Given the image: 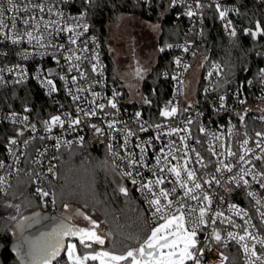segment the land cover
I'll list each match as a JSON object with an SVG mask.
<instances>
[{"label": "built area", "instance_id": "2783aa9c", "mask_svg": "<svg viewBox=\"0 0 264 264\" xmlns=\"http://www.w3.org/2000/svg\"><path fill=\"white\" fill-rule=\"evenodd\" d=\"M96 1L94 0L92 4ZM136 1L144 3L150 12L157 2L163 0ZM166 1L174 11L175 17L184 23L185 36L181 41L171 43L172 48L167 47L173 54V65L170 70L164 72V76L171 81L172 89L169 97L161 103L159 112L153 117L135 107L134 100L127 99L124 85L111 79L101 39L91 30L87 13L89 4L86 0H15V3L20 6V11L13 10L5 13L6 22H9V17L17 16L29 18L30 24L24 25L22 19H17L15 28H12L9 22V27L0 31V77L3 78V82L0 83V92L24 84H34L43 93L46 104L41 110H36L32 106L16 111L0 108V126L8 130V132L1 130L0 161L4 163L5 167L0 168V176L5 177V184L0 185L4 189L0 191V218L16 221L10 217L16 216L18 219L21 216V208L17 214L15 208L7 207L9 204L17 205L13 200L6 199L16 178L30 179L34 195L37 186L45 190H53V185L58 178L59 153L65 148L84 144L104 148L107 159L118 173L132 171L133 178L142 183H146L149 179L154 180L156 175H159L164 178V184L159 187L166 189H171L175 181L174 174L169 173L167 168L174 165L182 168L187 160V167L195 170L197 179L203 186V191H206L212 198V212L222 211L225 217H230L235 224L243 226L235 228L227 223H221L218 219L215 227L221 232L222 242L217 244L212 239L209 243L201 245L205 248L202 264H221V253L229 258L224 264H248V257L240 244L247 242L251 246L254 242L246 239L238 244L235 240L227 239V232L232 231L243 235L244 227H246L257 237V240L264 237V222L260 217V213L264 212V188H261L257 183V181H264V176L256 175L264 172V160L255 159L256 156L264 155L261 148L256 146L258 140L264 145V137L256 136V132L264 133V74L261 73V70L264 69V61L258 63L256 79L253 77L245 83L242 81L228 83L224 64L219 60H210L204 56L207 42L203 38V6L207 4L216 8V5H219L218 14L219 11H227V16L223 20L219 16V20L223 34L232 38L230 36L231 28H225V23L230 20L231 26L236 29L234 18L239 13L237 3L234 0H176L175 4L172 3V0ZM2 2L5 9L11 7L8 0H2ZM37 4L44 6L43 12H40L38 8H33V5ZM24 7L28 8V12L23 11ZM49 8H52L51 14L48 12ZM189 10L194 13L191 17L187 15ZM58 13L64 15L60 16ZM32 17L35 19H31ZM77 23L87 24L88 30L79 37L76 45L69 43V37H75L77 33L83 31L82 27L77 28L73 33H56L57 27L67 28ZM27 31H31L33 37L42 36L43 40L40 43L48 46L40 47L36 39L29 43L26 35L19 43H12L13 38L23 35ZM50 33L51 35H49ZM85 44L87 51H80V48ZM51 45H55V47ZM60 45H64V48L60 49ZM184 47H188L189 51L184 52ZM70 48L75 50V55L81 56L80 61L73 58L69 62L65 59L66 56L73 55V52L69 51ZM193 52L195 55L192 54ZM177 57L181 59L179 67L175 64ZM72 64H79V69L71 68ZM93 64L97 65L96 72L92 71ZM184 64L189 65L187 70L183 68ZM213 64L221 66L219 73L212 68ZM210 70L213 71L211 79L207 76V72ZM49 72L52 75L48 78L53 80L57 89L51 94H49L48 87L41 83V79ZM82 73L83 75H81ZM61 75L65 77L64 80L60 79ZM37 76H40V79H37ZM72 77H76L75 83H73ZM173 77L176 78L173 79ZM18 80H22V82L17 83ZM77 88L86 90L77 92ZM69 89H71L72 95H69ZM205 89L212 90L205 92ZM93 92L99 95L94 97ZM115 93H119V95H114ZM221 95L226 97L223 108L219 101ZM72 96L80 98L74 101ZM113 98L117 103L116 109H112L108 104V101ZM241 100L245 102L242 104ZM99 104H104L105 108L100 110L97 107ZM171 106L178 108L175 116L160 115L165 107L170 109ZM77 108L87 111L95 108L97 115L85 116L83 111L77 112ZM184 108H188V111L184 112ZM137 112L141 113L139 123L135 115ZM12 113H16L14 118ZM65 113H70L72 119L79 118L81 123L69 127L68 117L65 116ZM56 115L65 120L64 127L60 128L57 125L51 132H47L43 122ZM241 115H244L243 121L240 119ZM25 116L28 117L26 121L23 119ZM189 118L193 121L187 125L190 135L183 131L178 134H168L173 128H184L185 122ZM112 120L119 121V123L109 129L108 123ZM33 124L36 126L35 131H32L31 128ZM92 124H96L102 130V134L97 133L91 127ZM141 124L147 129L146 131H140ZM156 125L161 127L157 128ZM200 127H204L205 132H200ZM122 129L134 133V135L128 136L126 146L125 136L127 133ZM21 132L23 135H20ZM181 136L188 138L186 141H181ZM214 136H218L220 139H215ZM81 137H83L82 142ZM12 139H15L17 144H11ZM244 140H248L247 145H243ZM25 141H28L27 147L24 146ZM58 141L60 146L57 148ZM185 143L188 145L187 148L184 147ZM109 145H112L111 151H109ZM137 145L146 149L143 154L144 162L135 168H129L128 153H133L137 161L140 159L141 149ZM209 147L214 149L215 156L208 151ZM192 149L200 153L203 157V164H206L207 167H202V164L197 162ZM227 149L236 155L225 158ZM245 149L250 150L245 157L246 160H251L250 164L238 160L239 156L244 155ZM169 151L173 153L175 159L173 156L167 155ZM113 152H118L119 157L114 156ZM40 153L44 154L40 155ZM120 157H124V159H120ZM157 157H160L159 165L156 163ZM189 157L191 159H188ZM218 159L223 160L224 163L232 164V172H228L226 169L216 172V168L220 166L217 163ZM37 161L39 162L37 163ZM165 163H167V167L161 173L160 168ZM50 165L54 166L55 176L48 172ZM242 167L246 171L250 170V174L244 175L248 184L245 185L241 180L238 186L235 181L231 180V177L242 175L240 173ZM213 175L220 183L217 185L213 181L209 186L204 181L211 179ZM253 175H256V180H253ZM182 177L186 178V173L183 171ZM122 179L124 187L134 190L139 196L147 215L148 225L152 229L156 225L152 221L145 195L139 190V183L132 185L129 178L122 177ZM189 186H192L191 183ZM156 190L158 191V188ZM197 192L199 193L200 190ZM248 192H255V198L248 196ZM182 195L183 190L177 188V193L171 198L175 199ZM221 197H223L222 200ZM48 199L50 201L51 198ZM257 199L261 201L259 205L256 204ZM188 203L194 206L197 204L196 201L190 200ZM231 205H236V209L231 208ZM44 208L54 212L57 203L54 206L49 203ZM237 209H243L248 215H235ZM211 214L210 212L209 217ZM245 221H249V224L246 225ZM210 231L211 228H205L198 239L203 241ZM224 243L227 244L226 247ZM256 250L258 254H264V248H261L258 243ZM59 261L60 264H67V259H59ZM94 263L99 264V261H94ZM256 264H260V261H257Z\"/></svg>", "mask_w": 264, "mask_h": 264}, {"label": "trees", "instance_id": "16d2710c", "mask_svg": "<svg viewBox=\"0 0 264 264\" xmlns=\"http://www.w3.org/2000/svg\"><path fill=\"white\" fill-rule=\"evenodd\" d=\"M234 1L239 7V13L234 18L237 35L232 38L223 34L217 9L207 4L203 6V38L207 42L204 56L224 64L230 84L241 81L245 83L253 77L256 79L258 63L264 61V35L256 37L250 34L256 31L257 22L264 28V1ZM148 11L144 3L136 0H97L87 6L91 30L103 44L109 75L123 85L122 80L115 79L111 71L112 56L107 45L109 25L121 14H129L148 22L160 21L157 62L139 86L142 101H133L135 107L153 117L159 112L161 103L169 97L172 89L171 81L164 76V72L173 65V54L167 49V45L184 38L185 26L175 17L166 0L157 2ZM162 47L165 49L163 52L160 51ZM124 87L127 99L132 101L127 87ZM145 100L151 103H145ZM45 104L43 93L34 84H24L0 92V108L7 110H22L27 106L41 110ZM1 130L7 129L0 126V145ZM109 165L112 164L107 159L104 148L91 147L88 144L65 148L59 153L58 178L53 185L57 195V208L54 212L40 206V201L32 191L30 179L25 177L14 180L6 199L20 205L22 213L17 220L35 213L47 214L49 217L71 215L72 224L85 228L80 222H86L91 227L87 220L74 214V209H79L99 224L98 233L105 238V243L99 246L116 253L126 252L129 247H138L137 241L143 242L150 234V227L139 196L131 189L128 196L119 192V187L124 186V182L119 185L109 175ZM65 204L69 207L65 208ZM46 221L38 227L46 226ZM17 231L16 221L0 218V264H20L14 250ZM71 241L77 244L78 252L85 251L78 239ZM93 250L92 247L87 251ZM60 259H67L65 252ZM88 264L96 263L89 261Z\"/></svg>", "mask_w": 264, "mask_h": 264}, {"label": "snow or ice", "instance_id": "6c2138e0", "mask_svg": "<svg viewBox=\"0 0 264 264\" xmlns=\"http://www.w3.org/2000/svg\"><path fill=\"white\" fill-rule=\"evenodd\" d=\"M86 2L91 5L94 0H86ZM8 3L11 5V7L5 9L3 7L2 0H0V31L5 28H8L9 22L11 24V27L15 28L17 19H22V23L24 25H29L30 19L27 17L20 18L17 16H12L9 17V22L5 21L4 15L7 11H20V6L15 3V0H8ZM172 3L175 4L176 0H172ZM33 8H38L40 12L44 11V6L42 4L33 5ZM216 8L217 10H219L220 6L216 5ZM23 11L28 12V8L24 7ZM48 12L49 14H51L52 8H49ZM227 14V11H219V16L222 20L227 16ZM58 15L63 16L64 14L58 13ZM187 15L191 17L194 15V13L189 10L187 12ZM31 19H35V17H32ZM231 25L232 22L229 20L225 23V28H231L230 36L235 37L237 35L236 29ZM81 27L83 28V31L77 33L75 37H69V43L71 45H76L79 37L83 36L84 32L88 30L87 24L81 25L77 23L67 28L57 27L56 33H73L77 28ZM154 27H159V25H156ZM255 27L256 31L250 33L252 36L264 35V28L260 26L259 22H257ZM24 35L27 36L29 43H31L33 39H36L37 42L40 44V47L48 46L44 45L43 43H40L43 40L42 36L33 37L31 31H27L23 35H17L15 38L12 39V43H19L23 39ZM49 35H51V33ZM51 46L55 47V45ZM167 47L172 48L173 45L169 44L167 45ZM63 48L64 45H60V49ZM164 50L165 49L163 47L160 48L161 52H163ZM69 51L73 52V55H68L65 57V59H67L69 62H71L73 58H75L76 61L81 60L80 55H75L74 49L70 48ZM80 51H87L86 44L84 47L80 48ZM183 51L188 52L189 48L184 47ZM192 54L195 55L194 52ZM25 58H27V56H25ZM96 59L98 60V57H96ZM57 63H59V61H57ZM175 64L178 67L181 66V59L179 57H177V59L175 60ZM79 67V64L71 65V68L79 69ZM188 67L189 65L187 64L183 65V68L185 70H187ZM212 68L216 70L217 73H219L221 70V66L219 64H213ZM9 71H11V69H9ZM92 71H97L96 64H93ZM139 72L140 70L138 69V75ZM261 73L264 74V69L261 70ZM51 75L52 73L49 72L47 76L41 79V83L44 86L48 87L49 94L57 90L53 80L48 78V76ZM81 75H83V73ZM207 76L211 79L213 77V71H208ZM175 78L176 77H173V79ZM37 79H40V76H37ZM60 79L64 80L65 77L61 75ZM72 81L73 83H75L76 77H72ZM2 82L3 78L0 77V83ZM21 82L22 80L17 81V83ZM85 90L86 89L84 88L76 89L77 92H83ZM210 90L212 89H205V92H208ZM238 94L239 93L237 92V95ZM69 95H72L71 89H69ZM98 95V93L93 92L94 97ZM114 95H119V93H115ZM79 98V96H72V99L74 101L78 100ZM225 100L226 97L224 95H221L219 97L221 108L224 107ZM244 102V100L240 101V103L242 104ZM145 103L151 102L145 100ZM108 104L112 109L117 108V103L115 102L114 98L110 99L108 101ZM169 104L171 105V102H169ZM97 107L100 110H103L105 108V105L99 104ZM76 111H83L85 116L97 115V110L95 108L91 111L77 108ZM183 111L187 112L188 108H184ZM177 112L178 108L176 106H171L170 109L169 107H165L161 111L160 115L164 117H172L175 116ZM135 115L137 117V122L139 123V117L141 116V113L137 112ZM12 116L14 118L16 116V113H12ZM65 116L68 117L69 127H71L72 125H79L81 123V120L79 118L72 119L70 113H65ZM23 119L26 121L28 117L25 116ZM240 119L243 121L244 115H241ZM192 122L193 121L189 118L185 122L184 128H173L168 134H178L179 132L183 131L188 132L190 135V129L187 127V125L191 124ZM43 123L45 125V130L47 132H51L54 126L59 125L60 128H63L65 125V120L62 119L61 116L56 115L52 116L50 120H45ZM117 123H119V121H110L108 123V128H114ZM91 127L95 129L97 133L102 134V130L96 124H92ZM156 127L160 128L161 126L156 125ZM31 128L32 131L36 130V126L34 124L31 125ZM146 130L147 129L144 128L143 124H141L140 131ZM199 130L202 133L205 132L204 127H200ZM122 131H125L127 133V135L125 136L126 146L128 143V136H132L134 135V133L127 129H122ZM20 135H23V132H21ZM256 136L264 137V133L256 132ZM187 138L188 137L185 136L180 137L181 141H186ZM214 138L220 139V137L218 136H214ZM41 139H43V137H41ZM156 139H159V137H156ZM82 141L83 137H81V142ZM66 143L70 144L71 142ZM11 144L15 145L17 144V141L15 139H12ZM247 144L248 140H244L243 145ZM27 145L28 141H25L24 146L27 147ZM56 146L57 148L60 146L59 141L57 142ZM256 146L260 147L261 152L264 153V145H262L260 140L256 142ZM108 147L109 151H111L112 145H109ZM137 147H140L141 149L140 159L139 161H137L134 158L133 153H128L129 168H135L138 164H143L144 162L143 154L145 153L146 149L141 145H137ZM169 147L171 148V145ZM184 147L187 148L188 145L185 143ZM192 151L195 152L197 162L201 163L202 167H207L206 164H203V157L200 155V153L198 151H195V149H192ZM208 151L211 152L212 155H216V152L212 147H209ZM226 151L227 155L225 158L236 155L230 149H227ZM249 151V149H245L244 155L239 156L238 160L244 162L245 164H250L251 160L245 159ZM43 154L44 153H40V155ZM113 155L119 157L118 152H113ZM167 155L173 156V159L176 158L171 151H169ZM185 155H187V153H185ZM221 155H224V153H221ZM120 159H124V157H120ZM188 159H191V157H189ZM255 159L264 160V155L256 156ZM18 162L19 161L17 160V163ZM38 162L39 161H37V163ZM156 163L157 165L160 164V157L156 158ZM187 163L188 161L185 160V164L182 168L180 166L175 165L167 168V171L169 173L174 174L175 176V181L173 182V187L171 189L159 187L160 185L164 184V178L162 176L156 175V173H153L154 175H156V179H149L146 183L139 182L137 179L133 178L132 171H122L119 173L121 177L129 178L131 180L132 185H137L139 183V190L143 195H145V199L151 213L152 221L156 225L151 229L150 234L143 240L142 243L137 241V243L139 244L138 247H129L126 252L122 253H116L108 250L87 251L88 249H92L93 244L103 245L105 243V238L99 235L96 230L99 228V224L79 209H74V214L83 218L84 220H87L91 227L82 228L72 224L71 215L48 218L42 216L40 213H35L30 217H23L20 220H17L16 216H12L10 217V219L16 220V228L18 229L16 233L17 242L14 250L16 251L19 257L20 264H54V262L55 264H60L58 258L61 256V253L64 252H66L67 264H88L89 261H99V264H202V257L204 255L205 248L201 245L209 243L212 239H214L217 244H220L222 242L221 232L215 227L218 219H220L221 223H227L228 225L235 228H240L243 226L235 224L230 217H225L222 211L217 210L212 212V198L208 195L206 191H203V186L197 179L195 170L189 169L187 167ZM217 163L220 166L216 168V172H221L222 169H226L228 172H232V164L224 163L223 160L219 159L217 160ZM4 167V163L0 161V168ZM165 167H167V163H165V165L160 168L161 173L164 172ZM182 171L186 173V178L182 177ZM48 172L53 173L54 176L56 175L54 172V166L52 165L48 167ZM240 173H242V175H239V177H237V175H233L231 177V180L235 181L238 186L241 180L245 185H247L248 181L244 179V175L250 174V170L246 171L242 167L240 168ZM137 174L139 175L138 171ZM256 175L264 176V172L257 173ZM256 175H253V180H256ZM213 181H215L217 185H219L220 183V181L216 179L214 175L211 177V179L206 180L204 182L211 186ZM190 183L192 186H189ZM257 183L260 184L261 188H264V181H257ZM4 184L5 177L0 176V185ZM157 188L158 191L156 190ZM177 188L183 190V195L177 196L175 199H173L171 197L177 193ZM3 190L4 189L0 187V191ZM197 190H200V192L198 193ZM119 192L123 193L125 196L129 195V189L124 186L119 187ZM247 195L255 198L256 193L248 192ZM35 197L40 201L41 207H47L49 203L54 206L57 203V195L55 191L45 190L44 188L39 186L35 188ZM49 197L51 198L50 201L48 199ZM220 199L222 200L223 197H221ZM189 200L196 201L197 204L194 206L188 203ZM260 203L261 201L257 199L256 204L259 205ZM7 207L15 208L17 214H19L20 212V205L9 204L7 205ZM64 207L68 208L69 205L65 204ZM230 207L236 209V205H231ZM210 212L212 213L211 217H209ZM234 214L237 216H241L242 214L244 216L248 215V213L245 212L243 209H237ZM260 217L262 222H264V212L260 213ZM46 219H52L53 225L38 227L42 226L43 222ZM245 224H249V221H245ZM45 227H47V230H45ZM34 228L36 229V231H31V229ZM205 228H211V231L208 232L207 235L204 237V240L201 241L200 239H198V236L204 232ZM109 235H111V233H109ZM66 238H78L79 244L85 249V251L83 253L78 252L77 244L73 242H68L66 245ZM227 239L235 240L238 244H240V242L246 241V239L252 240L254 243H252L251 246H249L247 242L240 244V246L243 248V252L248 257V264H256L257 261H260V264H264V254H258L256 250L257 243L261 246V248H264V237L257 240V237L252 232L248 231L246 227H244L243 235L228 231ZM224 246L226 247L227 244L224 243ZM220 259L221 264H224V262L228 261L229 258L228 256L221 253Z\"/></svg>", "mask_w": 264, "mask_h": 264}, {"label": "rangeland", "instance_id": "374dc122", "mask_svg": "<svg viewBox=\"0 0 264 264\" xmlns=\"http://www.w3.org/2000/svg\"><path fill=\"white\" fill-rule=\"evenodd\" d=\"M156 25H159V27H154ZM160 33V21L148 22L129 14L117 16L108 27L107 45L112 56V74L115 79L122 80L132 100L137 102L142 101L139 86L157 62ZM138 69L140 70L139 75L137 74ZM108 170L109 175L119 185L124 182L112 165H109ZM41 215L49 218L47 214ZM80 224L85 228L88 227L86 222H80ZM96 230L98 232V229ZM16 242L14 246H16ZM68 242L73 241L69 240ZM93 248L96 251L106 250L96 244L93 245Z\"/></svg>", "mask_w": 264, "mask_h": 264}, {"label": "water", "instance_id": "95a60500", "mask_svg": "<svg viewBox=\"0 0 264 264\" xmlns=\"http://www.w3.org/2000/svg\"><path fill=\"white\" fill-rule=\"evenodd\" d=\"M259 36V35H258ZM257 37V36H256ZM49 218H52V217H49ZM51 225H53V220L52 219H47V221H46V226H51ZM45 230H47V227L45 228ZM73 239H78V238H66V241H65V244L67 245V242L69 241V240H73ZM63 253H61V255H62ZM61 257V256H60ZM60 257L58 258V259H60ZM55 263V262H54Z\"/></svg>", "mask_w": 264, "mask_h": 264}]
</instances>
